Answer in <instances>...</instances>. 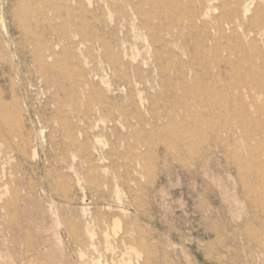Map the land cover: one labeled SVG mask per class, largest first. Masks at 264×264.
<instances>
[{
	"label": "rangeland",
	"instance_id": "rangeland-1",
	"mask_svg": "<svg viewBox=\"0 0 264 264\" xmlns=\"http://www.w3.org/2000/svg\"><path fill=\"white\" fill-rule=\"evenodd\" d=\"M0 264H264V0H0Z\"/></svg>",
	"mask_w": 264,
	"mask_h": 264
},
{
	"label": "bare ground",
	"instance_id": "bare-ground-1",
	"mask_svg": "<svg viewBox=\"0 0 264 264\" xmlns=\"http://www.w3.org/2000/svg\"><path fill=\"white\" fill-rule=\"evenodd\" d=\"M209 2L210 3H212V0H209ZM236 3V2H235ZM191 5V4H190ZM167 7V6H166ZM250 11V8L249 7H246V9H245V14H247L248 12ZM133 12H134V15H136L137 14V11H136V9H134L133 8ZM256 13V12H255ZM138 15V14H137ZM255 35H259L258 33H256ZM240 51V50H239ZM119 228V227H118Z\"/></svg>",
	"mask_w": 264,
	"mask_h": 264
}]
</instances>
